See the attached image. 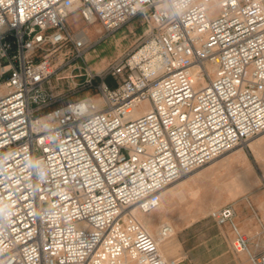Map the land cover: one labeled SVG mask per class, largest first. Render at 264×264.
<instances>
[{"label":"built area","instance_id":"1","mask_svg":"<svg viewBox=\"0 0 264 264\" xmlns=\"http://www.w3.org/2000/svg\"><path fill=\"white\" fill-rule=\"evenodd\" d=\"M137 20L131 49L90 70L97 43ZM58 54L83 62L92 95L54 91ZM262 134L264 0H0V264H179L131 212ZM209 217L264 264V217L253 250L230 205Z\"/></svg>","mask_w":264,"mask_h":264},{"label":"crops","instance_id":"2","mask_svg":"<svg viewBox=\"0 0 264 264\" xmlns=\"http://www.w3.org/2000/svg\"><path fill=\"white\" fill-rule=\"evenodd\" d=\"M214 163H211L210 166ZM224 176H230L231 181L222 183L221 179ZM233 179L232 174L221 173L212 167L211 169L196 171L184 181L177 182L178 184L172 187L175 189V195L172 198L171 196H165V191L162 192L165 205L164 211L168 214L165 224L170 225L174 232L172 237L163 241L162 252L164 257L176 258L178 247L175 237L186 229L184 227L186 224H183L180 220L185 222L187 219L192 221L197 217L200 219L209 217L207 212L210 206L214 205L218 207L216 209L226 205L233 208L232 224L242 234L250 238L251 250H253L254 244H258L261 240L260 237L255 236V233L262 229L260 220L264 217V212L259 207L264 210V195L250 193H247L248 195L245 197L238 195L242 191L234 187ZM257 187L258 185L246 189ZM209 191L210 194L208 195ZM183 197H189L191 201L198 205L197 212L181 213L179 211L177 201ZM225 202L227 204H224ZM170 219H173L174 224L168 222ZM232 238L233 232L230 224L219 227L213 236L200 240L196 253L182 246L183 254L180 257L181 262L179 264H249L245 254H235L231 250L230 242Z\"/></svg>","mask_w":264,"mask_h":264},{"label":"rangeland","instance_id":"3","mask_svg":"<svg viewBox=\"0 0 264 264\" xmlns=\"http://www.w3.org/2000/svg\"><path fill=\"white\" fill-rule=\"evenodd\" d=\"M71 24V28L74 30L78 28H85L87 31H89L88 35L91 41H97L102 36V29L97 23L93 25H84L79 20L72 18ZM142 30L143 27L141 25V22L137 20L116 31L114 34L108 36L107 38L101 40L97 43L94 51L88 53L86 57V65L90 70H93L94 72L101 71L109 63H112L114 60H116L121 54L129 51L132 45L134 44L135 40L141 34ZM68 50L69 49L66 48L63 50V52L68 53ZM69 56L64 57L65 62L69 61ZM62 59L63 56L61 54L56 55L54 58V63L59 65L55 75L51 79V86L54 88V91L58 94H61L66 100L86 98L92 95L94 93V90L89 87L88 83L86 82V75L81 69L84 65L83 62L70 61L65 65H61ZM261 139H264V134L232 150L233 152L238 150L243 151V153L246 155L247 160L250 163V166L253 168L257 178L259 179V184L257 188L245 189L240 194H238L240 196L245 197L248 195L247 193L264 195V153L262 151L260 155H255L252 151V146ZM232 151L222 157L231 155L233 153ZM215 165H208L197 171L211 169ZM193 174L194 172L184 177L180 181H184ZM224 181L225 183L230 182L231 177H222L221 182L223 183ZM177 184L178 183L174 185ZM207 194L209 195L210 191ZM226 198L228 199L229 197ZM177 202L179 207L178 209L181 213H195L198 210V205L191 201L189 197H183L182 199H178ZM224 204H227V202H225ZM216 208L218 207H216L215 205L210 206L207 214H209L212 210H215ZM259 209L264 212L261 207H259ZM180 221L183 224H186L184 226L186 227V229H184L180 234H177V236L175 237L178 247L176 255L177 259H180L181 255L183 254L182 246H185L186 249L192 251L193 253H196L200 240L213 236L216 233L217 229L219 227H222L217 226L210 217H205L202 219L197 217L192 221H189L188 219L185 222L184 220ZM168 222L174 224L173 219H170Z\"/></svg>","mask_w":264,"mask_h":264},{"label":"bare ground","instance_id":"4","mask_svg":"<svg viewBox=\"0 0 264 264\" xmlns=\"http://www.w3.org/2000/svg\"><path fill=\"white\" fill-rule=\"evenodd\" d=\"M136 59H139V55L136 56ZM252 151L255 155H260L262 151L264 153V139L256 142V144L252 146ZM217 160L214 161L216 163L213 162L214 165L216 164L214 169L224 174H232L234 177V187H236L238 190L243 191L247 187H254L259 184V179L257 178L253 168L250 166V163L243 151H235L231 155L221 157ZM173 186L174 185H171L164 190L165 196H171L172 198L175 195V189L172 188ZM164 208V197L161 195L159 207L155 211L148 214H142L137 210H133L131 212L135 220L139 222L146 232L155 239L162 256L164 244L163 241L158 237V229L161 225L165 224L168 219V214L166 211H164Z\"/></svg>","mask_w":264,"mask_h":264},{"label":"trees","instance_id":"5","mask_svg":"<svg viewBox=\"0 0 264 264\" xmlns=\"http://www.w3.org/2000/svg\"><path fill=\"white\" fill-rule=\"evenodd\" d=\"M106 83H107L109 86H112V82H111V79H110V78H107V79H106Z\"/></svg>","mask_w":264,"mask_h":264}]
</instances>
